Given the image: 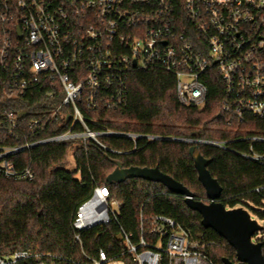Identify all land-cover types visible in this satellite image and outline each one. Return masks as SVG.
Instances as JSON below:
<instances>
[{"label": "built area", "instance_id": "built-area-1", "mask_svg": "<svg viewBox=\"0 0 264 264\" xmlns=\"http://www.w3.org/2000/svg\"><path fill=\"white\" fill-rule=\"evenodd\" d=\"M151 67L174 75L177 99L185 107L204 108L207 82L218 77L227 125H240L248 116L264 118V0H0V101L9 105L0 103V129L30 137L55 131L21 147L0 146V176L33 179L30 165L19 167L9 156L52 142H92L114 151L102 138L123 136L226 148L224 140L97 128L90 115L102 107H125L130 70ZM27 98L37 99L35 111L20 109ZM247 139L264 143L260 135L238 140ZM241 155L264 160L255 153ZM120 213L121 203L108 186H95L73 216L75 241L81 243L82 232L114 221L132 264H216L207 244L172 217L158 214L136 238L120 223ZM41 258L21 249L0 255V264ZM89 260L126 264L109 259L102 249Z\"/></svg>", "mask_w": 264, "mask_h": 264}, {"label": "trees", "instance_id": "trees-1", "mask_svg": "<svg viewBox=\"0 0 264 264\" xmlns=\"http://www.w3.org/2000/svg\"><path fill=\"white\" fill-rule=\"evenodd\" d=\"M207 83L206 106L202 109L185 107L177 99L174 75L160 67L132 68L127 76V105L115 109L102 107L90 118L98 120L97 128L108 127L121 133L226 141V148L198 145L201 154L209 160L210 173L222 186L220 201L227 208L243 206L254 214L252 217L264 220V160L257 162L241 155H264V143L252 145L251 140H238L246 136H264V118L248 116L240 125H227L220 113L221 82L215 77ZM0 103L9 106L7 102ZM36 104L37 99L27 98L20 109L35 111ZM54 133L10 136L0 129V142L4 144L0 146L21 147L27 141ZM102 140L114 151L103 150L92 142L68 141L35 145L9 156L19 167L30 165L35 177L13 180L0 176L1 256L27 249L42 254L39 262L30 260L27 264H90L89 257H96L102 249L109 259L132 264L114 221L82 232L81 243L74 239L72 220L78 206L91 195L95 186L107 185L111 196L121 203L120 223L136 238L142 227L149 228L155 216L165 214L195 238L202 239L216 264H223L224 257L237 261L236 250L216 231L201 224V215L187 206L183 196L172 193L160 183L141 178H130L120 184L107 181L108 175L116 169V161L123 167L158 166L187 186L196 199L207 202L205 188L189 154L190 143L144 138L134 142L123 136H104ZM262 226L256 240L262 243L264 255Z\"/></svg>", "mask_w": 264, "mask_h": 264}, {"label": "water", "instance_id": "water-1", "mask_svg": "<svg viewBox=\"0 0 264 264\" xmlns=\"http://www.w3.org/2000/svg\"><path fill=\"white\" fill-rule=\"evenodd\" d=\"M133 66H136L135 61ZM189 154L205 188L207 202L196 199L187 186L161 171L158 166L123 167L120 161H116V169L108 175L107 181L109 184H120L130 178H141L164 185L172 193L183 196L187 206L201 215V224L216 231L236 250L237 261L233 262L224 257L223 264H264L262 243L256 240V234L263 226L245 207L227 208L220 201L222 186L210 173L209 160L201 154L198 145H191Z\"/></svg>", "mask_w": 264, "mask_h": 264}, {"label": "rangeland", "instance_id": "rangeland-1", "mask_svg": "<svg viewBox=\"0 0 264 264\" xmlns=\"http://www.w3.org/2000/svg\"><path fill=\"white\" fill-rule=\"evenodd\" d=\"M250 205H251L253 208L258 209V207L254 206L253 204H250ZM251 215L254 216L253 213H251ZM253 218L257 219L258 222H259L261 225H264V220H261V219L257 218L256 216L253 217ZM41 264H45V263H41ZM51 264H55V263H51Z\"/></svg>", "mask_w": 264, "mask_h": 264}]
</instances>
